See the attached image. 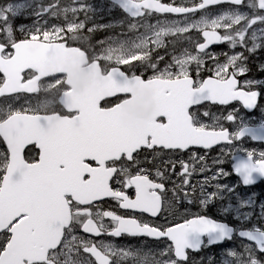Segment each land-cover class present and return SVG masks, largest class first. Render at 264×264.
Instances as JSON below:
<instances>
[{
  "label": "snow or ice",
  "instance_id": "obj_1",
  "mask_svg": "<svg viewBox=\"0 0 264 264\" xmlns=\"http://www.w3.org/2000/svg\"><path fill=\"white\" fill-rule=\"evenodd\" d=\"M112 10L96 24L87 0L0 5V264H264V200L237 191L264 181V150L245 146L264 143V80H240L264 50V0ZM185 203L199 213L168 222Z\"/></svg>",
  "mask_w": 264,
  "mask_h": 264
},
{
  "label": "flooded vegetation",
  "instance_id": "obj_2",
  "mask_svg": "<svg viewBox=\"0 0 264 264\" xmlns=\"http://www.w3.org/2000/svg\"><path fill=\"white\" fill-rule=\"evenodd\" d=\"M87 2L93 6H94V3H102V5H110L107 2H100L99 0H87ZM163 2L171 3L172 0H163ZM176 3H178V2H176ZM95 7H97V6H95ZM107 7H109V6H107ZM107 35H110L109 31H98L93 36V42H95L96 40H102ZM210 51L215 52V53H222V52L229 51V49H228L227 45H225V44H217V45L210 46ZM220 59H221V61H223L224 57L221 56ZM248 63H249V66L252 68V71L248 74L247 77H240L241 82L246 78H255V79H259V80H264V73H260V72L256 71V65L260 64V63H264V50L259 51L255 56L251 57L249 59ZM208 75H210V73H208V72L204 73L205 77H207ZM257 90L264 92V88H259ZM259 102L261 104H264V96H262L259 99ZM232 103L242 110L240 114L244 115L246 119L249 116H254L256 121H259V119L261 117L260 110H254L253 113H247V110H243L242 105H240L239 102L234 101ZM216 107L221 108V111L223 110L222 106H216ZM223 107H227L229 110H231V105L230 106H223ZM213 110L215 111V108ZM217 114H219V113H217ZM224 114L226 115V113H224ZM223 123L227 124V121H223ZM245 146L250 148V149H256L258 151L264 150V144L254 143L250 139L246 141ZM218 154H219L218 149L211 151L210 155L208 157V163L211 164L212 158L216 157ZM149 159H151V158L149 157ZM185 159H187V157H185ZM148 167L151 168V165H148ZM223 167L226 170L230 169L229 164H225ZM154 172H155V170L152 169V174H153L152 178H154ZM201 178L202 177H200V176H195L193 178V183H196V181L201 179ZM176 179H177V177H175V176L172 177V180H176ZM237 181H238V178L233 174V175L229 176L226 181H223V182L229 183V184H236ZM166 183L168 184L169 188L172 187L171 181H167ZM114 187L119 188L120 185H114ZM253 189H264V181H260L259 183L256 184L255 187H247L246 188V187L240 186L237 188V191L242 197H247L253 193ZM127 193L132 198H135V190L134 189H127ZM104 207L105 208L110 207L112 210L116 211L118 214H122V215H126V216L135 215V216L139 217L141 215L140 213H134L133 214V213H131V211L126 212L125 210L119 209L118 206L116 205V203L110 199L105 203ZM185 209H188V211L186 212ZM199 211H200V209H199L198 204L188 205L185 203V204L180 206L178 215L175 218L169 217L168 222H171V223L183 222V217L185 215H187L188 218H193L197 213H199ZM207 214L212 218L220 219V217L217 215L216 208H213L212 211L208 212ZM159 222H165L163 217L160 218ZM229 222L235 223L234 221H230V220H229ZM137 239L142 240L143 238L123 237L121 239V243H124L127 241H131L132 243H135ZM149 243H152V242L149 241ZM213 254H214L213 250L205 249L204 252L201 253L200 255H213ZM196 259L199 260V256H197Z\"/></svg>",
  "mask_w": 264,
  "mask_h": 264
},
{
  "label": "rangeland",
  "instance_id": "obj_3",
  "mask_svg": "<svg viewBox=\"0 0 264 264\" xmlns=\"http://www.w3.org/2000/svg\"><path fill=\"white\" fill-rule=\"evenodd\" d=\"M9 2H13V3H27V2H30V0H8ZM19 19V22L18 23H21V24H24L26 25V23H31L32 20L30 17L27 16V13H25L23 16H20L18 17ZM3 102L0 103V107H3Z\"/></svg>",
  "mask_w": 264,
  "mask_h": 264
}]
</instances>
